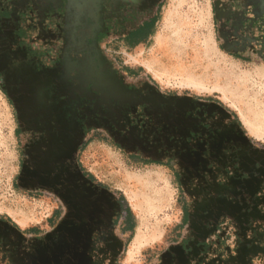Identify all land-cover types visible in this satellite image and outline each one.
Here are the masks:
<instances>
[{
	"label": "rangeland",
	"instance_id": "374dc122",
	"mask_svg": "<svg viewBox=\"0 0 264 264\" xmlns=\"http://www.w3.org/2000/svg\"><path fill=\"white\" fill-rule=\"evenodd\" d=\"M255 1L253 7L246 0H155L139 12H124L120 26L110 21L98 41L100 55L117 78L136 88L148 84L161 93L209 101L210 118L236 123L262 158L264 5ZM151 16L153 33L133 46L125 33ZM25 141L13 101L0 86V264H22L19 254L29 253L31 235L50 231L59 217L52 214L56 198L19 182ZM149 156L100 131L84 137L83 168L122 196L130 211H124L126 242L110 264H264V162L253 171L245 155L244 163L217 170L228 204L241 201V211L216 218L200 213L185 223L202 189L194 178L183 183V168L164 163L167 156L161 163L143 159Z\"/></svg>",
	"mask_w": 264,
	"mask_h": 264
},
{
	"label": "flooded vegetation",
	"instance_id": "af4514ba",
	"mask_svg": "<svg viewBox=\"0 0 264 264\" xmlns=\"http://www.w3.org/2000/svg\"><path fill=\"white\" fill-rule=\"evenodd\" d=\"M153 1L0 0V86L26 137L19 182L58 201L57 221L43 235H31L29 253L19 254L22 264H110L124 247L121 196L94 180L79 158L88 133L100 131L124 149L150 155L144 160L161 163L167 156L164 163L181 166L183 183L194 178L202 189L188 221L242 209L241 201L228 204L226 183L215 178L245 155L253 171L260 167L258 149L236 123L212 120L209 101L148 84L136 88L100 55L98 41L110 21L120 26L124 12Z\"/></svg>",
	"mask_w": 264,
	"mask_h": 264
},
{
	"label": "trees",
	"instance_id": "16d2710c",
	"mask_svg": "<svg viewBox=\"0 0 264 264\" xmlns=\"http://www.w3.org/2000/svg\"><path fill=\"white\" fill-rule=\"evenodd\" d=\"M156 19L151 16L144 20V23L140 25L138 28L129 31L127 34L126 40L128 42H132L131 44L134 46L140 42H143L147 39L149 35L153 33L152 26ZM241 56V55H240ZM244 57V56H243ZM123 200V210L125 211L126 215L130 212L128 207L125 205L124 198L121 196ZM183 221L186 223L188 221V211L184 214Z\"/></svg>",
	"mask_w": 264,
	"mask_h": 264
},
{
	"label": "crops",
	"instance_id": "0c3cea01",
	"mask_svg": "<svg viewBox=\"0 0 264 264\" xmlns=\"http://www.w3.org/2000/svg\"><path fill=\"white\" fill-rule=\"evenodd\" d=\"M219 1H221V4H225L224 2L226 1V0H219ZM259 151V150H258ZM259 153V152H258ZM263 155V157H264V153L262 154ZM262 157V158H263ZM262 158L260 157V161L262 160ZM263 162L264 161H262V164H261V166L260 167H263ZM233 212V211H232ZM228 213V212H227ZM227 213L226 212H224L223 214H226L227 215ZM41 236V235H40Z\"/></svg>",
	"mask_w": 264,
	"mask_h": 264
},
{
	"label": "water",
	"instance_id": "95a60500",
	"mask_svg": "<svg viewBox=\"0 0 264 264\" xmlns=\"http://www.w3.org/2000/svg\"><path fill=\"white\" fill-rule=\"evenodd\" d=\"M261 4L263 5L264 4V2L261 0Z\"/></svg>",
	"mask_w": 264,
	"mask_h": 264
},
{
	"label": "bare ground",
	"instance_id": "6f19581e",
	"mask_svg": "<svg viewBox=\"0 0 264 264\" xmlns=\"http://www.w3.org/2000/svg\"><path fill=\"white\" fill-rule=\"evenodd\" d=\"M137 246V245H136Z\"/></svg>",
	"mask_w": 264,
	"mask_h": 264
}]
</instances>
